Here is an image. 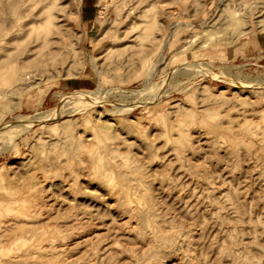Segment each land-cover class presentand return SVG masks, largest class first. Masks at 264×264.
Masks as SVG:
<instances>
[{
    "label": "rangeland",
    "instance_id": "374dc122",
    "mask_svg": "<svg viewBox=\"0 0 264 264\" xmlns=\"http://www.w3.org/2000/svg\"><path fill=\"white\" fill-rule=\"evenodd\" d=\"M58 2L0 44V264H264V0Z\"/></svg>",
    "mask_w": 264,
    "mask_h": 264
},
{
    "label": "bare ground",
    "instance_id": "6f19581e",
    "mask_svg": "<svg viewBox=\"0 0 264 264\" xmlns=\"http://www.w3.org/2000/svg\"><path fill=\"white\" fill-rule=\"evenodd\" d=\"M58 1L59 0H6L4 1L2 5L0 6V44L2 42L11 43L12 41L17 40L18 39V36L16 35L17 31L21 30L22 28H27L30 34L33 31L34 26H36V24L43 22L44 20L50 21L53 17L59 14V11H61L59 9L57 10L55 9L59 4ZM22 7L25 9L24 14L26 17V21L23 24L19 25V21L18 19H14L13 13L15 12V10H17L18 8H22ZM76 12L78 13L77 10ZM118 12H117L118 16L113 21V24L111 26V32H110L109 38L107 39L111 47L117 45L118 42L130 36L127 31L128 24L130 22L129 16L127 14H124L121 9L120 11L118 10ZM15 27L17 28V30ZM38 40L41 41L39 43L41 44V43L47 42L49 39L46 35L36 36V38L35 37L31 38L29 43L26 45L23 52L21 53V54H24L23 59H27V58L31 59V57L33 56L36 57L38 55L45 54L41 50L35 51V47L37 46L36 41ZM3 50H5V48H2L0 50V74H2V72L8 67V65L12 63V61H9L11 60V57H12L11 53L10 54L8 53L5 55L2 52ZM16 59L18 58L16 57ZM16 59L14 62H16ZM24 65L25 63L13 68V71L15 73L14 75H17L16 77L17 81L25 79L31 75L30 73H28V71H21V72L19 71L22 67H24ZM85 100H89V99L85 97ZM55 113L57 115L58 110ZM40 118L39 120H43Z\"/></svg>",
    "mask_w": 264,
    "mask_h": 264
},
{
    "label": "crops",
    "instance_id": "0c3cea01",
    "mask_svg": "<svg viewBox=\"0 0 264 264\" xmlns=\"http://www.w3.org/2000/svg\"><path fill=\"white\" fill-rule=\"evenodd\" d=\"M255 50H264V32H257L250 38Z\"/></svg>",
    "mask_w": 264,
    "mask_h": 264
}]
</instances>
